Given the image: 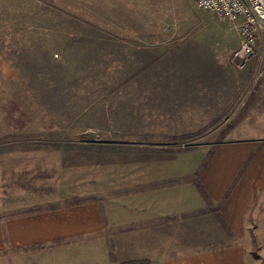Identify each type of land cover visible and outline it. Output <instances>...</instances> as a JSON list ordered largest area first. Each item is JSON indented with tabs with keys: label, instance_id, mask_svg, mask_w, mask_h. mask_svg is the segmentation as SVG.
I'll return each mask as SVG.
<instances>
[{
	"label": "rangeland",
	"instance_id": "rangeland-1",
	"mask_svg": "<svg viewBox=\"0 0 264 264\" xmlns=\"http://www.w3.org/2000/svg\"><path fill=\"white\" fill-rule=\"evenodd\" d=\"M228 24L193 0H0V264H264V32L223 109L218 72L167 60Z\"/></svg>",
	"mask_w": 264,
	"mask_h": 264
},
{
	"label": "crops",
	"instance_id": "crops-1",
	"mask_svg": "<svg viewBox=\"0 0 264 264\" xmlns=\"http://www.w3.org/2000/svg\"><path fill=\"white\" fill-rule=\"evenodd\" d=\"M228 25L227 28L224 30H212L213 32H215L211 33L213 34L214 40L211 38L209 39L207 37H202V41H196L192 37H190L189 39H187L186 37H181L179 43L174 44L172 47H170V50L167 52V60L172 59L174 65L183 66L185 73H192L195 70L202 68L204 69V72H218L221 75V87L220 89H218L217 93L214 89V95L216 97L219 96L221 98H224V100L219 101V103L223 105L222 109L226 105H228L230 99L235 95V92L232 94L229 92L228 84L231 82V78L226 76V69L232 67L229 57L230 53L234 49V45L237 44V39L234 35V27L230 26L228 28ZM223 28H225V26H223ZM230 35H233L235 37L234 44H232L231 41H228ZM220 37L223 38L222 44L216 45L218 44V41H215V38L219 39ZM219 48L221 50L220 55H218L217 51V49ZM209 67L211 69H209ZM224 67L227 68L225 69ZM224 82H226L227 84L226 92L223 91ZM235 86L236 88H238L239 86L237 79H235Z\"/></svg>",
	"mask_w": 264,
	"mask_h": 264
},
{
	"label": "built area",
	"instance_id": "built-area-1",
	"mask_svg": "<svg viewBox=\"0 0 264 264\" xmlns=\"http://www.w3.org/2000/svg\"><path fill=\"white\" fill-rule=\"evenodd\" d=\"M195 6L229 23L237 33L230 62L242 70L254 55L258 34L264 32V0H193Z\"/></svg>",
	"mask_w": 264,
	"mask_h": 264
},
{
	"label": "trees",
	"instance_id": "trees-1",
	"mask_svg": "<svg viewBox=\"0 0 264 264\" xmlns=\"http://www.w3.org/2000/svg\"><path fill=\"white\" fill-rule=\"evenodd\" d=\"M126 264H129V263H126Z\"/></svg>",
	"mask_w": 264,
	"mask_h": 264
}]
</instances>
